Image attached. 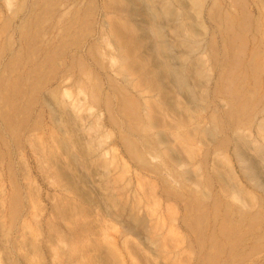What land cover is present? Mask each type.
<instances>
[{
  "label": "rangeland",
  "instance_id": "obj_1",
  "mask_svg": "<svg viewBox=\"0 0 264 264\" xmlns=\"http://www.w3.org/2000/svg\"><path fill=\"white\" fill-rule=\"evenodd\" d=\"M263 127L264 0H0V264H264Z\"/></svg>",
  "mask_w": 264,
  "mask_h": 264
},
{
  "label": "bare ground",
  "instance_id": "obj_2",
  "mask_svg": "<svg viewBox=\"0 0 264 264\" xmlns=\"http://www.w3.org/2000/svg\"><path fill=\"white\" fill-rule=\"evenodd\" d=\"M159 33V32H158ZM153 36V35H152ZM162 39V38H161ZM162 41H164V40H162ZM157 42H159V41H157ZM156 43V42H155ZM160 43V42H159ZM162 45V44H161ZM175 70V69H174ZM171 71V70H170ZM176 71H177V69H176ZM176 71H175V73H176ZM181 73V72H180ZM177 79V78H176ZM177 82H178V79H177ZM181 83V82H180ZM260 124V123H259ZM264 128V127H263ZM262 129V128H261ZM264 130V129H263Z\"/></svg>",
  "mask_w": 264,
  "mask_h": 264
}]
</instances>
